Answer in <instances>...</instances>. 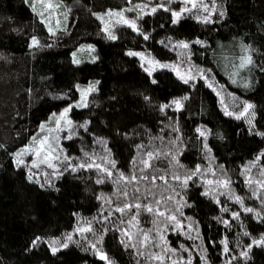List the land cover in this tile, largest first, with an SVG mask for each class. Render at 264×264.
Wrapping results in <instances>:
<instances>
[{"label": "trees", "instance_id": "trees-1", "mask_svg": "<svg viewBox=\"0 0 264 264\" xmlns=\"http://www.w3.org/2000/svg\"><path fill=\"white\" fill-rule=\"evenodd\" d=\"M58 2L63 6V14L49 32L50 26L33 0H0V264H106L91 249L89 241L97 243L114 264H157L147 259V251L157 252L158 248L140 249L145 255L137 256L135 249L120 243V229L128 228L137 234L138 229L154 228V215L143 208L145 202L155 207L151 196L145 201L146 188H152L157 199L161 193H172L165 192L164 184L157 180L155 187L147 183L136 185L139 193L128 185V197L118 198L119 185L113 183L119 172L130 176L139 169V160L146 151L178 153L176 159L184 166L172 168L169 158L162 156L151 161L153 168L145 169L146 175L174 171L183 174L196 165L207 169L209 164L216 173L222 165L232 181L233 193L243 197L244 207L264 213V203L252 195L253 188L246 184V175L241 174L264 151V136L257 134L264 133V0H214L217 12L211 14V19L215 22L207 24L196 19L198 15H209L206 12L193 11L185 14L180 23L172 24L171 14L158 10L138 19V26L150 33L148 40L123 23H114L110 28L118 37L116 40L108 39L102 31L104 14L123 10L129 6V0ZM208 5L212 7L213 0ZM221 11L223 16L219 15ZM33 36L39 40L38 47L31 44ZM196 39L203 44L193 43L189 49L174 47L177 41ZM244 45H250L252 51L246 52ZM142 50L150 51L161 61L189 60L204 71L207 79L198 77L185 84L170 68H158L149 77L140 58L127 55L129 51ZM74 54L79 64L73 62ZM248 54L252 55L254 65L239 68V58ZM152 79L157 83L153 84ZM89 84L97 90L87 96L88 107L73 108L69 113L77 125L90 122L87 130L78 127L70 140L64 139L66 132H61L60 145L73 163L76 158L87 160L84 152L94 153L96 163H103L99 157L110 149V159L116 161L112 177L95 169L64 172L60 165L63 175H52L39 183L35 177L30 181L27 170L16 167L14 154L37 136L40 125L52 113L79 101L81 91ZM145 96L150 100H145ZM185 96L188 99L182 101L179 111L175 107L160 110V105ZM244 101L256 106L252 131L245 119L224 114L225 105L228 111L238 113ZM174 128L179 131H173ZM197 128L208 130L206 139L199 136ZM97 138L107 144L96 143ZM174 140L175 146L170 143ZM204 143L210 153L204 150ZM138 145L144 148L139 149ZM262 169L264 157L252 167V178L261 179ZM211 175L205 172L183 191L176 187V182H169L180 193L176 199L183 197L191 207L180 209L182 217L176 213L185 225L183 230L158 225L168 245L178 249L177 255L184 261L191 256V264H203L202 256L208 264H226L232 256L236 259L231 264H264V247L254 246L247 259L239 256L251 237L264 233V221L254 213L244 212L240 204L225 195L219 196L220 204L201 195L207 187L201 181L206 182ZM98 179H104V183L97 184ZM102 194L111 198V203L98 199ZM124 202L142 205L138 223L127 224L136 209L114 211ZM222 206L230 211L223 212ZM168 207H173L172 202ZM233 211L240 213L238 220L232 218ZM223 220H230L231 226ZM87 221L92 222L95 234L84 233L88 238L85 240L75 233L73 238L79 240L80 246L70 244L56 255L51 254L47 244L28 250L37 236L63 238L77 226H86ZM189 223L191 229L187 227ZM245 231L251 237L245 236ZM154 237L159 242L158 235ZM225 237L229 254L223 252L224 245L220 243ZM132 242H136L135 235ZM180 245L188 251L180 249Z\"/></svg>", "mask_w": 264, "mask_h": 264}, {"label": "snow or ice", "instance_id": "snow-or-ice-1", "mask_svg": "<svg viewBox=\"0 0 264 264\" xmlns=\"http://www.w3.org/2000/svg\"><path fill=\"white\" fill-rule=\"evenodd\" d=\"M173 3V0H158L155 6L150 7L147 4H138L134 8L128 9V11H134L138 13L137 19H142L145 15H154L158 10H163L165 12H169L171 14V23L172 24H178L180 23L181 19L184 18L185 14H192L194 10L199 12L200 10H203V12L209 13V15H202V16H196V19L200 20L202 23H214L211 19V14H214L217 12V9L214 4L212 7H209L207 3H204V0H181V3L184 5L181 7L178 11L174 10L170 7V5ZM59 5H57L58 7ZM33 11H35V6L33 5ZM52 4H48L47 8H52ZM40 15H43V13H40ZM104 15L112 16V15H118L120 17V20L118 23H123L125 25H128L130 28H132L134 31H136L138 34L143 36L144 40L150 39V33H145L143 28L138 26L137 19H127L124 17L123 11L119 13H113L111 10H109ZM220 16L224 15V12H219ZM100 19H103V16L99 17ZM57 24H59V21L57 20ZM49 32H52L53 29L50 27L48 29ZM102 31L106 33V36L110 40H116L118 37L114 34V32L108 27L107 24L103 27ZM161 43H164V41H161ZM203 44V41L196 39L194 41H184L180 40L177 41L174 47H178L181 49H189L192 44ZM31 44L32 46H39V40L33 36L31 38ZM91 48V46H89ZM244 50L246 52H251V46L250 45H244ZM94 51V49H91ZM129 56H138L140 60L142 61L141 67L143 70L148 73L149 77L152 76V73L155 72L158 68H170L172 69L179 79H181L185 84H188L190 81H193L196 79V76L190 75V69H188V73L181 74L179 70V66L175 64H166L161 63L158 60H155L154 58H150L145 55L143 52H135V51H129L127 53ZM240 63L238 65L239 68L244 69L248 68L250 66L254 65V60L251 54L241 56ZM76 64H79V60L73 61ZM94 62V61H93ZM200 78L207 79L206 76H204L203 71L200 72ZM151 82L153 84L157 83L155 79H152ZM235 83V81H233ZM99 81L96 82L98 84ZM194 86V85H193ZM211 87V83L208 85ZM247 86V85H246ZM78 90H80V86H76ZM96 86L93 84H89L86 89L81 91V98L79 101L75 103L68 104L67 107H65L58 115L56 113H52V121H46L44 124H41L40 128L41 131L44 130L45 125L49 122L55 123V129L50 131H56V132H66L64 139H72L75 135L76 129L78 127H83L85 130H87V124L90 122H85L83 125H77L69 116V113H71L73 108H86L88 107L87 103V96L90 95L92 92H95ZM219 95V93H217ZM145 100H150L149 97L145 96ZM188 97H182L179 99H173L170 103H166L163 105H160V110L164 111L165 109L175 107L177 111H179L181 108H183V100H187ZM223 103V100H222ZM255 105L252 103H249L247 101L242 102V110L237 112L228 111V106L225 105L224 114L226 116H235L236 119H245L247 124L250 126V131L254 129V119L256 116L255 112ZM63 123V127H61V124ZM173 131H179L178 128H174ZM196 132L199 134L200 137H204L206 139V136L208 134V130L197 128ZM258 135L264 136V133H257ZM179 139V137H177ZM33 142L37 144L36 147H32L31 145L25 146L24 148L20 149L18 152L14 154L15 157V164L16 167L25 166L29 168V171L31 173V169H40L41 166H46L49 169H52L51 175L53 176H61L63 175V172L60 171V165H63V171H71V172H78L82 169H95L97 172L102 173L103 175L111 178L113 175V169L116 167V161L113 159H110L111 156V150L106 149V155L103 157H99V159L103 163H96V156L94 153L84 152L83 155L85 157H88L87 160H80L77 159L76 163H73V158L68 156L62 146L60 145L59 136L51 137V142L49 136H43L38 142L36 141V137L34 136L32 138ZM177 141H170V143L175 146ZM96 143L101 145H106L107 141L103 140L101 138H97ZM2 147V146H0ZM139 149L144 148L143 145L137 146ZM203 148L207 153L211 152V149L208 147L207 143L203 144ZM178 154V153H177ZM172 152H161L159 150L155 151H146L143 153L141 159L139 160V163L141 167L134 171L132 175L125 176L123 172L118 173V177L116 180L113 181L114 184L119 185L117 188V197H123L127 198L129 193L127 191L128 185H133V191L134 193H139L140 188L136 185L140 183H147L155 187L156 181L160 180L165 188V192H171V195H164L163 193L160 194L161 198L157 199V193L152 191V188H146L145 189V201H147V198L149 196L152 197L155 207H153L152 204H149L145 202L143 204V208L148 213H151L154 215L155 219L153 220V229L143 230L138 229L137 234H133L129 231L128 228L120 229L122 233V239L120 240V243L125 248H132L136 250L137 256H144L145 251H141L140 249L148 250L150 248H158L159 251L152 252L147 251V259L154 260L157 262V264H165L167 261V264H191V256L188 257L187 261H184V258L182 256L177 255L178 249L172 248L168 245V242L166 241V238L164 236L163 230L159 228V224L163 223L164 228L167 229L170 225L173 227V231L176 230H183L185 225L183 224L182 220L178 219V216L176 213H179V215L182 217L183 213L180 211L182 207H191V205L187 204V201L181 197L179 200L176 199V196H179L180 193L177 192L176 187H179L181 191L185 190L189 186L190 181H195L197 179H201L202 176L205 174V172H210L213 176L216 175L215 170L212 168L208 169H202L200 165H196L194 169L192 170H186L183 174L179 172H171L170 174L161 173L159 175L154 174H144L145 169H152L153 165L151 161L155 159H160L162 156L165 158H169V165L172 168L177 169H183L184 166L179 163V161L176 159V155ZM25 155H33L36 157V159L31 160V162H27L23 157ZM261 157H264V151H262L257 157L256 161L249 162L248 165L244 167V171L241 173L242 175L245 173H249L251 171V168L255 166L256 162L259 161ZM137 161H133V164H135ZM221 169L220 177L216 179H209L206 182L201 181L202 183H206L207 187H205V190L201 193L203 196L211 197L215 200L217 204H220L219 196L225 195L229 199H233L236 203L241 205V208L246 213H254L256 218L264 221V213H261L257 211L254 208L251 207H244V199L243 197L239 195H235L231 190V179L227 176L226 172L223 170V166H218ZM159 171V170H155ZM139 173V174H137ZM45 176H48L49 173L45 172ZM34 174H29L28 179L30 181L33 180ZM261 179H254L251 176H248L246 179V184L253 188L252 195L256 198L261 200L262 203H264V170H261ZM174 181L176 182V187H173L169 182ZM36 183H39V180L37 179L35 181ZM97 184L104 183V179H98L96 181ZM48 185L51 186V181H48ZM41 187H45V185H41ZM56 191H59V189H55ZM98 199L103 200L105 203H111V198H105L103 194L98 197ZM135 199H139V197H135ZM172 202L173 207L169 208L168 203ZM161 205H163V210H161ZM142 205L140 203H128L124 202L123 206H117L114 208L115 212L119 213H125L126 211H131L132 209H136V213L127 221L128 225H132L133 222L138 223L137 216L139 215V210L141 209ZM221 210L223 212H229L230 210L227 207H221ZM231 216L233 219H239L240 213L239 212H231ZM108 217L105 216L104 220H107ZM191 220V218H187ZM217 220H220L219 217L216 218ZM123 223V221H122ZM222 223H224L226 226H231L230 220H223ZM189 229L192 228V224L189 223L187 225ZM101 231H105V229H101ZM198 231V230H197ZM79 233L83 239L87 240V236H84V233H93L94 229L92 227V222L87 221L86 226H77L72 233H67L63 236V238L55 237L51 239H46L41 236L35 237L30 245V248L28 249L31 251L33 248H37L40 244H47L50 252L52 255H56L58 252H60L63 249H66L69 247L70 244H76L77 246H80L79 240H74V234ZM155 235H158L159 242L156 241ZM245 236L251 237V233L245 231L243 233ZM134 235L136 237V242L133 243L132 240L134 238ZM126 238V239H125ZM191 238V237H189ZM197 238L199 239V235H197ZM103 237H100V240H102ZM223 247V252L225 254L230 253V249L228 247V241L225 237L220 241ZM90 247L92 250L95 251V254L99 257L100 260H103L106 262V264H114V261L109 258L106 252H104L101 248L97 247V243H93L89 241ZM264 247V233L260 234L259 237H251L250 243L245 246V250L241 251L239 253V256L247 259L249 256V252L253 247ZM180 249H183L184 251H188V249H185L183 245H180ZM85 251H88V248L84 249ZM203 260V264H208V261L205 256L201 257ZM236 259L235 256L230 257V259L226 262V264H231V260ZM137 264H139V261H137Z\"/></svg>", "mask_w": 264, "mask_h": 264}, {"label": "rangeland", "instance_id": "rangeland-1", "mask_svg": "<svg viewBox=\"0 0 264 264\" xmlns=\"http://www.w3.org/2000/svg\"><path fill=\"white\" fill-rule=\"evenodd\" d=\"M33 1H34L35 6L37 7V9L39 10V12L43 13L42 16L44 17V19L48 23V25L52 29L55 28V26L57 25V20L59 21L60 15L63 14V6H62V4L59 3L58 0H33ZM129 1H130L129 6L125 7L123 10H121V11H123L124 17L127 18V19H137V16H138L137 12L128 11V9L134 8L138 4H147L149 6V8H150V7L155 6L156 3H157L155 0H129ZM208 2H210V0H204V3L208 4ZM49 3L53 5L52 8H47V5ZM57 5H59V6L57 7ZM183 6L184 5L181 3V0H173V3L170 5V7L172 9L177 10V11ZM121 11H118L116 13H119ZM194 11H195V13H198V14L200 12L201 13L203 12V10H200L199 12H197L196 10H194ZM119 20H120V17L118 15H112V16L105 15L104 16V26H105V24H107L108 27L111 28L113 26V24L114 23H118ZM137 23H138V19H137ZM139 52H143V53H145L146 56H148L150 58H154L155 60H158L161 63L175 64V65L179 66V70H180L181 74L188 73V69H190L191 71L188 74L196 76V79L198 77H200V72H201L200 67L193 66L189 60L180 59V60L176 61L175 63L174 62H168V61H161V60L157 59L150 51L142 50V51H139ZM178 55H179V57L182 56L181 53H179ZM76 57L77 56L74 54L73 55L74 60H77ZM203 73H204V71H203ZM204 76H206V75L204 74ZM59 113H57V115ZM52 119L53 118L51 117L50 119H48L46 121H52ZM45 122H43L42 124H44ZM61 127H63V123L61 124ZM53 129H55V123L54 122L47 123L45 125V128H44L43 131H41V128L39 127L38 134L36 136V141L38 142L43 136H46V135L50 137V141L49 142H51V137H54V136H59V141H61L60 140L61 132L50 131V130H53ZM29 145H31L32 147H36L37 146V144L35 142H33V140H31V142H29L25 146H29ZM25 146H23L22 148H24ZM22 148H20V149H22ZM23 158L29 163L31 162V160L36 159V157L33 156V155H25ZM23 167L27 170V172L29 174H34V177L36 179H38V180L49 179L52 176L51 175L52 169H49V168H47L46 166H43V165L41 166L40 169H34V168L31 169V173H30L28 167H25V166H23ZM209 167L212 168L210 164L207 166V169ZM45 172H48L49 175L45 176L44 175ZM250 172L249 173H245L246 177H248V176L252 177L253 173L251 172L252 174H250ZM220 173H221V169H216V174L218 176L215 175L213 177V175H211V179L219 178L220 177ZM231 190L233 192V186L232 185H231Z\"/></svg>", "mask_w": 264, "mask_h": 264}]
</instances>
